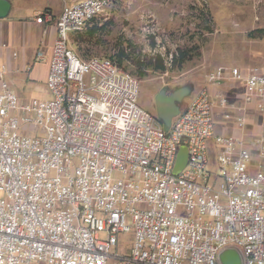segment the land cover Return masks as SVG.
<instances>
[{"label": "built area", "instance_id": "1", "mask_svg": "<svg viewBox=\"0 0 264 264\" xmlns=\"http://www.w3.org/2000/svg\"><path fill=\"white\" fill-rule=\"evenodd\" d=\"M111 3L62 5L51 99H22L2 67L0 264H222L226 250L239 264H264V67L212 69L165 131L138 105L137 78L70 47ZM233 83L263 117L250 136L217 132L220 115L246 126L214 90ZM181 147L186 165L174 175Z\"/></svg>", "mask_w": 264, "mask_h": 264}, {"label": "rangeland", "instance_id": "2", "mask_svg": "<svg viewBox=\"0 0 264 264\" xmlns=\"http://www.w3.org/2000/svg\"><path fill=\"white\" fill-rule=\"evenodd\" d=\"M51 1L38 4L51 6ZM83 0H61V4ZM105 18L94 22L92 36L73 34L70 47L80 58L117 55L130 43L142 55H160L164 72L148 71L139 80L138 105L156 116L154 98L163 88L168 92L188 88L189 95L179 105L183 109L205 84L206 75L216 67H264V0H111ZM81 38V39H80ZM40 47L35 28L0 30V72L7 56L35 53ZM132 52V49H131ZM183 58V61L181 59ZM12 59V61L14 60ZM124 71L135 77L134 67L123 62ZM12 87L25 99H51L45 84L35 83L21 90L6 74ZM136 78V77H135ZM42 136L43 132L40 131ZM213 156L209 157L212 167ZM115 178L118 173H113ZM121 253L123 250L120 251ZM225 264H239L232 250L222 252Z\"/></svg>", "mask_w": 264, "mask_h": 264}, {"label": "crops", "instance_id": "3", "mask_svg": "<svg viewBox=\"0 0 264 264\" xmlns=\"http://www.w3.org/2000/svg\"><path fill=\"white\" fill-rule=\"evenodd\" d=\"M39 0H0V30L18 29L24 32L27 28H35L38 31V42L40 47L35 53L23 52L18 59L15 56H7V64L2 65L6 68V73L15 80L16 84L24 91L27 87L35 83L45 84V79L48 70V58L51 47L55 40L56 29L55 22L61 11V0L51 1V6L38 4ZM47 12L51 20L38 24L35 18L38 14ZM38 52L44 54L43 60H36ZM12 59H14L12 61ZM12 87V85L10 84ZM18 96L24 99L19 92L13 87ZM214 90L220 94L227 96L232 104L237 109L235 114L243 116L246 120V126L243 130L238 129L233 122L224 121L220 116L217 117V132L232 137L250 136L259 129L262 121V116L257 114L252 106L246 105L243 102L244 86L242 84L233 83L230 85L217 86ZM219 112V111H217Z\"/></svg>", "mask_w": 264, "mask_h": 264}, {"label": "water", "instance_id": "4", "mask_svg": "<svg viewBox=\"0 0 264 264\" xmlns=\"http://www.w3.org/2000/svg\"><path fill=\"white\" fill-rule=\"evenodd\" d=\"M166 88L161 89L154 98L156 118L160 121L163 129L167 131L171 125V121L180 113L179 105L182 99L189 94L188 88H180L173 92H168ZM187 151L185 147H181L177 154V160L173 171L174 175H177L186 165ZM222 254L220 260L222 264H225L222 260ZM237 264V263H236Z\"/></svg>", "mask_w": 264, "mask_h": 264}, {"label": "trees", "instance_id": "5", "mask_svg": "<svg viewBox=\"0 0 264 264\" xmlns=\"http://www.w3.org/2000/svg\"><path fill=\"white\" fill-rule=\"evenodd\" d=\"M91 27L92 26L87 25L86 28L84 29L85 34L89 37L95 33V29ZM82 31L72 33L70 37L73 34L82 35L81 33ZM81 59L86 60L83 58ZM110 60L114 64H116L119 68H121L123 71H124L123 62L130 63L135 69L134 72L135 77L138 78L139 80L144 78L147 75L148 71L164 72L166 70L164 60L160 55L148 58L147 56L142 55L141 51L137 50L136 47H133V45L130 43L127 44L126 48L120 47L118 49L117 55L111 57ZM181 61H183V58L181 59ZM157 121L160 122L158 119Z\"/></svg>", "mask_w": 264, "mask_h": 264}, {"label": "flooded vegetation", "instance_id": "6", "mask_svg": "<svg viewBox=\"0 0 264 264\" xmlns=\"http://www.w3.org/2000/svg\"><path fill=\"white\" fill-rule=\"evenodd\" d=\"M167 94H168V92H167ZM189 95V94H188ZM185 98V97H184ZM184 98L182 99V101L184 100Z\"/></svg>", "mask_w": 264, "mask_h": 264}]
</instances>
